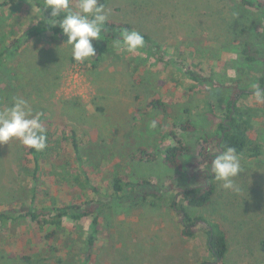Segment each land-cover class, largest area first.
Listing matches in <instances>:
<instances>
[{
    "label": "rangeland",
    "instance_id": "obj_1",
    "mask_svg": "<svg viewBox=\"0 0 264 264\" xmlns=\"http://www.w3.org/2000/svg\"><path fill=\"white\" fill-rule=\"evenodd\" d=\"M10 1L0 0V110L23 97L41 114L52 144L38 164L19 140L0 144V216H9L0 221V264H85L90 219L66 221L55 237L53 228L21 216L22 206L43 218L45 207L85 201L101 207L90 264L205 261L207 228L197 222L196 237H183L177 196L203 181L216 185L214 197L203 208L183 204L185 212L223 229L225 264H264V103H256L251 87L263 88L264 12L242 0H107L108 20L131 25L147 37L145 45L127 53L116 44L122 30L107 31L115 38L104 45L101 35L96 55L78 63L71 45L41 29L43 9ZM70 6L75 10L77 0ZM245 48L253 63L242 60ZM234 94L250 141L262 148L258 157L239 155V191L225 190L212 174L206 180L211 164L198 172L189 165L203 138L228 123ZM186 116L192 132L179 127ZM173 130L190 148L182 170L164 159ZM114 174L130 183L119 195Z\"/></svg>",
    "mask_w": 264,
    "mask_h": 264
},
{
    "label": "trees",
    "instance_id": "obj_2",
    "mask_svg": "<svg viewBox=\"0 0 264 264\" xmlns=\"http://www.w3.org/2000/svg\"><path fill=\"white\" fill-rule=\"evenodd\" d=\"M15 0H11L10 3H14ZM244 5L249 7H255L260 11L264 12V0H242ZM32 3L43 9L46 13L44 22L40 24L41 29L47 30L51 32L54 36L60 38L63 42H67L66 35L63 34L62 30L59 27V24L51 25L53 22L50 21L53 18L51 17V9H44V4L40 2H36L32 0ZM99 3L104 6L107 4V0H99ZM134 30V28L124 22H115V21H107L102 30V36H104L103 44L107 45L109 39L115 38V36H106L107 31H123V30ZM144 39L147 37L145 35ZM108 37V38H107ZM148 40V39H147ZM98 40L93 41V44ZM149 41V40H148ZM262 54V53H261ZM264 60V53L262 54ZM242 60L245 63H253L256 58L249 54L247 48L243 50ZM194 80H199L198 76H193ZM264 88V78L261 80ZM239 96L237 94L232 95L229 103H228V116H227V124H225V120L221 121L216 130V137L207 136L203 138V142L201 143V150L198 155L195 156V160L191 162L189 165L190 169L193 172H198L201 167L206 164H211L212 159L214 158L213 150H222L226 147H233L236 149L239 155H250L251 157H258L262 153V148L258 144H254L250 141L248 137V129H249V120L245 119V116L241 109L238 106L237 98ZM210 104V103H209ZM152 105L158 109H162L164 105L160 100H155L152 102ZM233 113L235 115L233 116ZM180 129L184 132H192L196 128L191 123L190 118L186 116L185 120L180 123ZM47 135V147L42 151H36L34 149L27 148L24 146L26 153L33 157V160L36 164L40 162V160L49 154L51 150V137L50 134L46 132ZM169 137L171 141L166 145L164 151V159L165 162L171 167L177 170H182L183 162L182 158L190 153V148L184 143V141L175 133V131H171L169 133ZM74 149L78 153V145L74 143ZM155 156H152V158ZM211 176L210 171L206 172L205 177L206 180H209ZM38 182V179L36 178ZM111 184L114 187V192L119 195L124 191V186L129 185L130 183L126 181V177L121 176L120 174H114L110 180ZM97 194H101L98 188H92ZM216 193V185L213 182L203 181L201 185L194 187H183L179 189L177 196L180 197L179 207L181 209V224L183 226L182 235L185 238L194 239L196 237V233L194 228L196 223H202L204 221L205 227L207 228L208 235V254L209 259L199 262L197 264H225L226 257L229 252V244L226 233L223 229L216 223H211L203 220V218H195L193 219L185 210L183 209V204H186L190 207L195 208H203L207 206ZM100 203H96L94 201L91 202H80L78 204H64L62 206L53 204L52 206L45 207V216L41 218V214L38 213L34 207H26L22 206V214L23 218L31 219L34 222H37L42 228H53L54 231L51 233L52 236L57 237L65 230L66 221L71 222H80L82 220L90 219L91 223L89 226L90 233L89 237L86 239L87 250L85 253V264H90V260L93 255V247L95 246V242L97 239L98 233V221L100 217ZM3 219H9L7 214H2L0 216V221ZM264 248V242L262 243ZM30 259L27 257V260Z\"/></svg>",
    "mask_w": 264,
    "mask_h": 264
},
{
    "label": "clouds",
    "instance_id": "obj_3",
    "mask_svg": "<svg viewBox=\"0 0 264 264\" xmlns=\"http://www.w3.org/2000/svg\"><path fill=\"white\" fill-rule=\"evenodd\" d=\"M44 9H51L53 23L59 24L67 42L71 45L72 58L78 63H84L96 55L93 41L99 40L108 11L99 0H77L75 10L70 6V0H43ZM62 17V18H61ZM117 46H122L127 53H135L145 45L144 36L136 30H123ZM253 96L256 103H264V88L253 84ZM156 121L150 122V127L156 128ZM17 139L27 148L42 151L47 147L46 129L41 122V114H33L29 102L23 97H13L11 106L0 110V144H8ZM241 160L236 149L226 147L218 150L211 162V174L222 182L225 190L239 191L234 183L240 174Z\"/></svg>",
    "mask_w": 264,
    "mask_h": 264
},
{
    "label": "water",
    "instance_id": "obj_4",
    "mask_svg": "<svg viewBox=\"0 0 264 264\" xmlns=\"http://www.w3.org/2000/svg\"><path fill=\"white\" fill-rule=\"evenodd\" d=\"M202 224H204V223L202 222Z\"/></svg>",
    "mask_w": 264,
    "mask_h": 264
}]
</instances>
